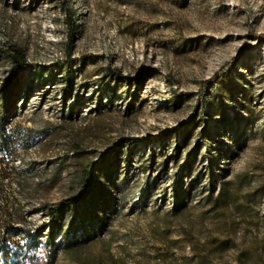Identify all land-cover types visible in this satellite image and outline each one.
Listing matches in <instances>:
<instances>
[{
	"label": "rangeland",
	"instance_id": "rangeland-1",
	"mask_svg": "<svg viewBox=\"0 0 264 264\" xmlns=\"http://www.w3.org/2000/svg\"><path fill=\"white\" fill-rule=\"evenodd\" d=\"M261 33L264 0H0V91L2 51L28 63L0 150L12 264H201L211 237L203 264H264ZM222 186L241 205L214 222Z\"/></svg>",
	"mask_w": 264,
	"mask_h": 264
},
{
	"label": "trees",
	"instance_id": "trees-1",
	"mask_svg": "<svg viewBox=\"0 0 264 264\" xmlns=\"http://www.w3.org/2000/svg\"><path fill=\"white\" fill-rule=\"evenodd\" d=\"M67 24L69 44L71 45L76 34L77 25L70 15ZM257 39L260 41L263 40L264 33L258 34ZM2 53L9 60L10 71L7 78L2 82L0 91V150L6 148L7 140L5 138V129L7 127V122L13 113L14 102L17 96V90L20 87L21 76L28 69V63L25 59L23 51L20 48L10 45L9 48L2 51ZM71 61V57H69V59L64 61L62 64H64L67 68H70ZM71 78L72 76L69 74L68 83L71 82ZM91 166L92 165H90V167ZM88 173H90V170H88ZM84 196L85 192H82L77 196L61 200L54 206H47L46 210L52 219L55 220V218L62 215L64 209L68 205L79 201ZM239 196L240 194L236 192V188L230 190L225 186H222L218 194L215 197L210 198L211 201L208 211L212 218H215L216 221L214 222H219L218 220H220L221 216L226 214L232 204L236 207L241 205L238 201ZM244 198H246V196ZM2 203L3 201L0 196V226H5L6 229H10L12 228L11 219L13 213L8 210L7 207H3ZM49 240L51 241V238ZM224 242L225 241L219 237L206 239L202 244L191 242L194 256L198 257L201 264L206 263L208 255H211L216 250L222 248L224 246ZM12 244L7 242L6 239H0V264H12L14 262Z\"/></svg>",
	"mask_w": 264,
	"mask_h": 264
}]
</instances>
